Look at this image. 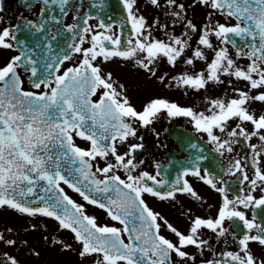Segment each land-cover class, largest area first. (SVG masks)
Wrapping results in <instances>:
<instances>
[{"label": "snow or ice", "instance_id": "snow-or-ice-1", "mask_svg": "<svg viewBox=\"0 0 264 264\" xmlns=\"http://www.w3.org/2000/svg\"><path fill=\"white\" fill-rule=\"evenodd\" d=\"M21 2L32 19L0 16V213L24 223L0 228V264L39 258L36 233L73 258L56 264H264V0H118L115 17L109 0ZM112 65L200 103L137 107ZM162 117L186 118L219 171L198 144L174 177L143 169Z\"/></svg>", "mask_w": 264, "mask_h": 264}, {"label": "flooded vegetation", "instance_id": "flooded-vegetation-1", "mask_svg": "<svg viewBox=\"0 0 264 264\" xmlns=\"http://www.w3.org/2000/svg\"><path fill=\"white\" fill-rule=\"evenodd\" d=\"M144 2H141L143 5ZM0 6L3 7V11H0V16L4 17V20L11 21V23L15 24L17 22V17L24 16L29 19L33 18V15L37 13L39 5L34 6L31 11L26 9L23 4H20V0H0ZM151 18V16H150ZM115 75L119 76L125 80L129 84L130 95L132 96L133 103L139 107L141 103L150 95V94H160L164 96H168L173 99V92L169 89H164L159 85L146 84L141 79L137 78L134 74L129 73L126 70H121L117 65L111 66ZM121 71V72H119ZM177 118H173L168 120L166 118H161L154 125L157 132H159V136L157 137L151 129L141 130L140 134L144 136V140L142 141L144 147L137 151L136 156L138 160H143L144 164L142 165L143 169L148 170L149 172H154V163H159L162 166V174L164 172H168L171 176H175L177 170L180 168L178 165L179 162H183L187 160V157L182 155L177 148L176 143L173 139L168 137L169 131L176 128H183L188 133L194 135L200 143H205L202 141L198 134H196L191 126H184V124H177ZM191 145V144H190ZM211 149V147L208 145ZM238 184H232L231 188L233 191L238 190ZM195 187L203 195L205 198H212V200H216L214 194L210 195L206 186L201 184H196ZM181 200L185 203H188V199L184 196H181ZM154 206L157 210L169 216L174 222L179 223L178 220V208H173L171 205L167 203L155 202ZM248 216L251 218L252 213L251 209L247 210ZM0 228H3L2 226Z\"/></svg>", "mask_w": 264, "mask_h": 264}, {"label": "rangeland", "instance_id": "rangeland-1", "mask_svg": "<svg viewBox=\"0 0 264 264\" xmlns=\"http://www.w3.org/2000/svg\"><path fill=\"white\" fill-rule=\"evenodd\" d=\"M141 2H144V0H141ZM199 18V17H198ZM115 70V69H113ZM121 72V71H119ZM119 76L118 78L122 79ZM173 92V99L176 100L177 102L181 103V104H198L200 103V97L194 95L193 93H189V95L185 96L183 95L182 92H178L176 90H172ZM176 123L178 124H184V126H191L186 118H182V117H178L176 119ZM209 200L210 203H215L214 200H212V198L208 197L207 198ZM102 215V213H101ZM24 223V221L17 217L15 214L13 213H0V227H4V226H13L16 228H19L22 224ZM40 251H41V256L39 258H33V257H28L26 256V251L25 253H21V258L27 260L28 264H56V262L58 261H64V260H69V259H73L70 256H62L59 253H57L54 250H50L48 249L42 241L39 240V234H31L27 237Z\"/></svg>", "mask_w": 264, "mask_h": 264}, {"label": "water", "instance_id": "water-1", "mask_svg": "<svg viewBox=\"0 0 264 264\" xmlns=\"http://www.w3.org/2000/svg\"><path fill=\"white\" fill-rule=\"evenodd\" d=\"M109 3L111 5L109 13H111V11H113L116 8V6H118V5H117V3H116V5L113 4L112 0L111 1L109 0ZM22 36H23V34H22ZM169 136L171 139L174 140V142L177 144V146L181 150L185 149V146H188L191 143V141L193 140L192 136H190L186 132L179 130V129L170 131ZM186 153H188V152H186ZM204 153L207 154V156H208V161L202 162L204 167H208V168H211L215 171L216 170L219 171L221 164L219 162L218 157L215 155V153H213L211 151L209 152L208 150H205ZM189 154H191L190 151H189L188 155ZM256 212H257L258 220L264 219V209H256Z\"/></svg>", "mask_w": 264, "mask_h": 264}]
</instances>
